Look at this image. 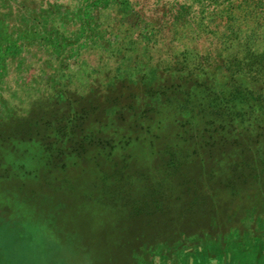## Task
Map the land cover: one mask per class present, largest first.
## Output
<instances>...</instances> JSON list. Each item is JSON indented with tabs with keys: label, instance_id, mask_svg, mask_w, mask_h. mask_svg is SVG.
<instances>
[{
	"label": "rangeland",
	"instance_id": "obj_1",
	"mask_svg": "<svg viewBox=\"0 0 264 264\" xmlns=\"http://www.w3.org/2000/svg\"><path fill=\"white\" fill-rule=\"evenodd\" d=\"M16 2L0 0V264H113L125 244L128 264H264V113L229 121L221 100L239 85L264 108V78L207 59L260 48L263 2Z\"/></svg>",
	"mask_w": 264,
	"mask_h": 264
},
{
	"label": "trees",
	"instance_id": "obj_2",
	"mask_svg": "<svg viewBox=\"0 0 264 264\" xmlns=\"http://www.w3.org/2000/svg\"><path fill=\"white\" fill-rule=\"evenodd\" d=\"M17 4L20 5L23 3L24 0H16ZM245 0H229L230 5L233 3H240ZM263 2L262 5H259V15L258 17L260 20L256 21V25L264 28V0H261ZM56 17L48 18L46 20H43L40 25L43 23H46V25L50 27V23L56 22ZM62 28V22L58 21L57 27L54 30H58ZM9 29V28H8ZM50 31V29H48ZM57 35H60L59 32L56 33ZM241 41L240 36H234L230 39L231 45L235 43V45H238ZM4 42H1L0 48H3ZM260 48H256L254 50H246L243 51L240 48H237L236 50L232 52H227L222 55L223 49H220L217 52H214L212 50L211 52H208V58L210 63L208 64V67L214 71L215 73H221L224 69L231 68V67H238V68H249L251 66L257 65V70L254 71V73L264 78V40L262 41V44L259 45ZM241 48H244L242 46ZM2 58L3 56L0 55ZM233 73H236V70L233 71ZM221 100H225L224 105L228 110L230 111V120L234 121L238 116L243 115H252V114H260L264 113V108H261V106L256 104L254 98L249 93H245L243 89H240L239 85L230 86L226 85L225 88L222 90V98ZM241 105H244L246 107V110L244 112H241V109L243 107ZM51 108H48L49 110ZM249 111V112H247ZM236 113V114H235ZM148 211V210H147ZM154 210H149V214L154 213ZM163 215V214H162Z\"/></svg>",
	"mask_w": 264,
	"mask_h": 264
},
{
	"label": "crops",
	"instance_id": "obj_3",
	"mask_svg": "<svg viewBox=\"0 0 264 264\" xmlns=\"http://www.w3.org/2000/svg\"><path fill=\"white\" fill-rule=\"evenodd\" d=\"M116 252H119V254L113 258V264H128L129 260L133 255L132 247L128 246L127 244L123 245V248L117 250ZM89 255L91 256L92 254L84 251H80L78 253L79 257H84L85 259H88ZM94 255L96 254L94 253Z\"/></svg>",
	"mask_w": 264,
	"mask_h": 264
}]
</instances>
